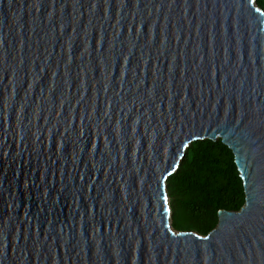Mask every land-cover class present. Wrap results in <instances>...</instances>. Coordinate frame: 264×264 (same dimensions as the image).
Returning <instances> with one entry per match:
<instances>
[{"label":"water","instance_id":"95a60500","mask_svg":"<svg viewBox=\"0 0 264 264\" xmlns=\"http://www.w3.org/2000/svg\"><path fill=\"white\" fill-rule=\"evenodd\" d=\"M256 0H0V264H264ZM232 152L245 205L176 232L187 149Z\"/></svg>","mask_w":264,"mask_h":264},{"label":"trees","instance_id":"16d2710c","mask_svg":"<svg viewBox=\"0 0 264 264\" xmlns=\"http://www.w3.org/2000/svg\"><path fill=\"white\" fill-rule=\"evenodd\" d=\"M255 3L264 12V0ZM166 192L173 230L203 237L217 227L220 211L239 212L245 205L234 156L221 140L190 145L178 170L168 178Z\"/></svg>","mask_w":264,"mask_h":264},{"label":"snow or ice","instance_id":"6c2138e0","mask_svg":"<svg viewBox=\"0 0 264 264\" xmlns=\"http://www.w3.org/2000/svg\"><path fill=\"white\" fill-rule=\"evenodd\" d=\"M261 15H264V13H261Z\"/></svg>","mask_w":264,"mask_h":264}]
</instances>
